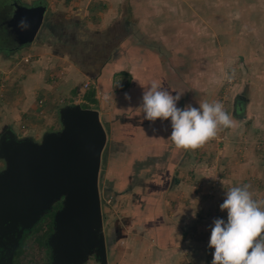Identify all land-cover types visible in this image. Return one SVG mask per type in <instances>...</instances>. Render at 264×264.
<instances>
[{
	"label": "rangeland",
	"instance_id": "obj_1",
	"mask_svg": "<svg viewBox=\"0 0 264 264\" xmlns=\"http://www.w3.org/2000/svg\"><path fill=\"white\" fill-rule=\"evenodd\" d=\"M39 4L47 5L48 12L66 9L70 15L73 9L85 7L90 21L121 22L123 37L152 43L158 49L155 52L162 58L169 85L184 89L181 94L188 102L195 101L196 107L205 101L223 103L234 126L221 128L203 145L187 149L191 157L187 160V173L182 176L186 181L194 180V166L205 170L209 181L213 178L211 171L216 174L225 172L227 167L239 170L247 165L250 172L245 181L250 191L255 195L257 182L258 192L264 190V0H0V175L9 169L5 149L13 142L42 143L47 134L64 129L62 109L76 105L91 108V103H98L96 98L95 102L91 99L92 86L86 87L87 82L63 84L61 74L58 77L49 67L34 79L29 78L28 72L35 69L30 67L32 49L9 40L3 42V26H9L19 7ZM148 37H152L150 41ZM43 83L50 84L47 92L40 90ZM88 94L91 103L83 100ZM239 96L244 98L240 108ZM34 122L45 128L37 129ZM109 139L98 179L102 222L97 236L105 240L107 258L104 260L94 246L75 264H194L192 253L184 256L182 252L180 262L169 260L177 257L179 242L170 243L164 251L156 235H140L125 220L127 216L131 219L135 205L124 190L132 194L136 189L114 190L110 186L113 182L107 181L108 149L116 147ZM178 173L175 171V177ZM220 174L223 177L225 173ZM193 191L189 189L187 204L196 201ZM202 191L208 201V184ZM66 197V193L60 194L35 220L18 222L10 231L0 233V264H56L57 250L51 240L59 232L55 216L65 207ZM255 199L264 201V194ZM203 221L209 224V220ZM119 224L124 230L122 236L116 233ZM209 238L196 230L195 235L184 236L181 244L185 243L187 252L188 245H206Z\"/></svg>",
	"mask_w": 264,
	"mask_h": 264
},
{
	"label": "crops",
	"instance_id": "obj_2",
	"mask_svg": "<svg viewBox=\"0 0 264 264\" xmlns=\"http://www.w3.org/2000/svg\"><path fill=\"white\" fill-rule=\"evenodd\" d=\"M114 6H111L113 11L116 10ZM48 11L46 5L38 34L31 43L22 46L31 48L34 57L30 67L35 69L28 72V77L34 79L42 73V69L49 67L58 77L61 74L63 84H68V81L79 85L90 83L89 87L92 86L91 91H94L91 99L98 103L93 106L90 94L83 100L91 103V108L99 110L107 138L110 137L111 144L114 141L116 145L108 149L107 181L113 182L110 186L114 190L136 189L132 194L124 190L126 196H130V203L135 205L132 217L137 221L135 227L140 224L135 231L144 236L154 233L160 235L159 244H163L164 251H167L166 246L169 247L170 243L174 245L179 242V253L170 261L176 259L180 262L183 254L187 256L192 253V263L211 264L209 261L213 259L214 248L200 243L192 248L188 245L185 252V243L181 244V241H184V236L195 235L196 230L202 237L210 236L214 218H227L226 211H222L219 205L225 198L226 190L233 186L249 185L245 181L250 172L246 169L247 165L245 168L241 166L239 170L226 166V171L220 172L225 173L223 177L218 171L216 174L211 171L210 177L213 178L209 181L206 180L205 170L194 166V180L186 181L182 176L187 173V160L191 153L173 143L169 136V122L162 125L157 121L151 126L143 118L142 92L153 80L174 95L185 91L179 85L178 88L169 85L167 74L162 68V58L155 52L158 49L152 43L123 37L122 23H114V19L107 24L106 19L103 23L101 20L90 21L85 7L73 9L71 15L66 13V9ZM151 38L147 39L150 41ZM60 66H63V70ZM49 86L43 83L40 90L47 92ZM126 92L130 94L131 100L125 98ZM192 103L196 106L195 101L188 102L181 94L178 106ZM37 124L33 123L37 129L45 128L44 124ZM154 127L159 131H154ZM175 171L179 172L177 177ZM206 184L210 193L208 201L201 194ZM257 184L254 198L260 193L261 196L264 194V190L258 192ZM191 188L194 189L196 201L187 204L186 196L191 197ZM203 220H209V224Z\"/></svg>",
	"mask_w": 264,
	"mask_h": 264
},
{
	"label": "water",
	"instance_id": "obj_3",
	"mask_svg": "<svg viewBox=\"0 0 264 264\" xmlns=\"http://www.w3.org/2000/svg\"><path fill=\"white\" fill-rule=\"evenodd\" d=\"M45 11L43 4L19 7L9 21L17 44L35 39ZM22 18L31 25L28 30L18 27ZM62 121L64 129L47 134L42 143L15 141L5 149L9 169L0 175V233L18 222L35 220L66 193L65 207L55 216L59 232L51 240L56 264H75L94 246L105 260L106 243L97 236L102 222L98 179L107 130L95 108L67 106Z\"/></svg>",
	"mask_w": 264,
	"mask_h": 264
},
{
	"label": "clouds",
	"instance_id": "obj_4",
	"mask_svg": "<svg viewBox=\"0 0 264 264\" xmlns=\"http://www.w3.org/2000/svg\"><path fill=\"white\" fill-rule=\"evenodd\" d=\"M18 27L28 30L27 18ZM125 98L131 100L129 93ZM181 94L162 89L153 80L143 90L141 105L144 120L151 126L157 121L170 123L169 136L180 148L195 149L215 137L221 128L234 126L231 114L221 101H205L199 107L186 104L178 106ZM154 131H159L154 127ZM264 201L253 197L250 186H233L226 190L219 205L227 218H214L208 242L214 248L211 264H264Z\"/></svg>",
	"mask_w": 264,
	"mask_h": 264
},
{
	"label": "flooded vegetation",
	"instance_id": "obj_5",
	"mask_svg": "<svg viewBox=\"0 0 264 264\" xmlns=\"http://www.w3.org/2000/svg\"><path fill=\"white\" fill-rule=\"evenodd\" d=\"M7 18H10V14L7 16ZM3 27H6L5 28V32L3 33L4 35H3V42H5V43H8V42H6L7 40H9L10 41V43H15V44H17L16 42H15V36H14V34L12 33V28L10 27V26H8L7 24H5V26H3ZM237 100H239L238 101V103H237V106L240 108L241 106V103H243V100H244V98L242 97V96H239L238 98H237ZM245 102V101H244ZM2 254V253H1ZM0 257H1V255H0Z\"/></svg>",
	"mask_w": 264,
	"mask_h": 264
},
{
	"label": "trees",
	"instance_id": "obj_6",
	"mask_svg": "<svg viewBox=\"0 0 264 264\" xmlns=\"http://www.w3.org/2000/svg\"><path fill=\"white\" fill-rule=\"evenodd\" d=\"M94 91H90V94L91 95H94V93H93ZM129 216H127L126 218H125V220H127L128 219V221H129V224H130V227L131 228H136V227H139L140 226V224L139 225H137L136 227H135V225H136V223H137V221H135V219L133 218V217H131V219H129L128 218ZM121 224V223H120ZM118 225L117 227V236H122V235H124V230L122 229V227H121V225ZM156 235V233H154V235L153 236H155ZM155 239H157V241H158V243L159 242H161V237H160V235H156L155 236ZM45 241V240H44ZM40 243H42L43 244V239L41 238V242ZM16 264V263H15Z\"/></svg>",
	"mask_w": 264,
	"mask_h": 264
},
{
	"label": "built area",
	"instance_id": "obj_7",
	"mask_svg": "<svg viewBox=\"0 0 264 264\" xmlns=\"http://www.w3.org/2000/svg\"><path fill=\"white\" fill-rule=\"evenodd\" d=\"M89 85H90V83H89V82H87V83L85 84V86H86V87H89Z\"/></svg>",
	"mask_w": 264,
	"mask_h": 264
}]
</instances>
